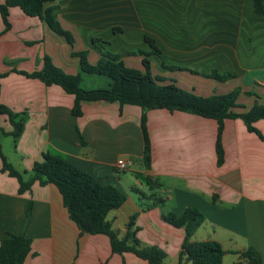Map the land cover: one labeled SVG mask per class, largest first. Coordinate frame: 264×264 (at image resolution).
<instances>
[{"label": "crops", "instance_id": "0c3cea01", "mask_svg": "<svg viewBox=\"0 0 264 264\" xmlns=\"http://www.w3.org/2000/svg\"><path fill=\"white\" fill-rule=\"evenodd\" d=\"M52 5L53 17L74 38L72 46L17 6L9 8V28L0 15V105L23 124L14 137L7 114L0 113V150L7 162L25 180L32 175L33 163L48 152L67 159L98 183L113 185L126 199L107 213L111 228L121 238L134 215L140 245L163 250V264L178 261L184 233L161 216L180 214L186 207L197 208L205 217L191 239L218 241L226 251L222 264H234L239 256L233 251L247 247L255 248L264 264V119L254 122L258 134L248 131L240 118L225 119L223 161L218 165L214 119L181 110H146V168L139 106L82 101L81 115L74 116L72 94L20 73L38 69L42 56L48 55L64 72L79 73L82 88H105L110 79L82 72L71 52L87 50L94 64L100 54L92 39L99 38L127 65L133 57L129 51L151 50L143 39L149 35L160 50L159 55L148 54L153 75L201 96L238 87L236 101L241 106L232 111L243 113L255 101L264 106V15L255 12L253 1L54 0ZM138 59L141 63V56ZM212 69L235 77L218 81L199 74ZM119 158L127 161L121 170L115 165ZM1 167L0 159V238L11 232L30 239L23 264H148L132 252H112L104 234L80 233L55 185L35 181L30 190L19 193L17 180ZM158 198L160 203L145 208ZM200 228L203 236L194 238Z\"/></svg>", "mask_w": 264, "mask_h": 264}, {"label": "trees", "instance_id": "16d2710c", "mask_svg": "<svg viewBox=\"0 0 264 264\" xmlns=\"http://www.w3.org/2000/svg\"><path fill=\"white\" fill-rule=\"evenodd\" d=\"M54 0H4L0 3V15L5 29L9 28L8 20L9 8L19 7L25 14L37 16L44 21L56 34L62 36L66 42L72 46L74 38L72 34L64 29L53 17L52 2ZM254 10L264 15V0H252ZM113 30H120L113 27ZM145 43L150 47V51L137 49L129 51V55L141 56L142 70L128 67L118 53H111L104 48L107 41L93 38L92 44L99 51V58L92 64L88 61L87 50L72 51L71 56L78 58L79 68L87 74L106 76L110 79V84L105 88L84 89L80 86V75L68 74L56 66L48 55L41 58L40 67L31 72H20L21 74L36 78L45 85H59L65 92L74 97L71 113L74 116L81 115L82 101L104 100L108 102H118L123 104H134L139 106L143 113L140 118V132L143 141L142 163L146 168L150 165V141L146 126L145 111L149 109H166L169 111L181 110L191 112L206 118H212L217 123L215 152L216 161L220 165L223 161V149L221 144V132L224 120L227 118H240L248 131L259 133L254 126V122L264 119V106L257 101L245 112L235 113V107L241 105L236 99L240 92L238 87L222 94H211L201 96L192 91H188L176 85L174 82H164V78L153 75L148 59L149 53L159 55L160 50L156 41L149 35L143 37ZM168 70H188L198 73L190 68L177 66H164ZM205 77L218 81H225L234 78L230 72L218 73L212 69L208 73H199ZM2 74H0L1 76ZM0 113L8 116L13 126L12 136L18 137L22 131L23 124L16 115L6 107L0 105ZM2 162L1 171L14 177L18 182V192L23 193L30 190L31 185L37 181L40 185L51 183L58 189L62 202L67 209L69 218L75 223L80 233L104 234L108 237L111 251L122 254L132 252L148 264H163L165 254L163 250L156 246H141L136 237L137 227L134 225V215L131 216L127 224L124 235L119 238L111 228L106 216L107 213L119 207L126 199V195L110 184H100L87 172L79 169L67 159L57 154L45 152L41 158L33 163L32 175L23 179L21 173L17 171L0 150ZM147 183L152 188V181L146 178ZM158 198L145 208L152 207L160 203ZM31 205L26 209V218L30 214ZM162 219L168 224L181 228L184 236L180 247L179 259L174 264H222V257L225 250L221 244L213 239L195 241L191 237L195 230L201 226L205 217L200 210L195 207H186L180 214L167 212ZM30 239L23 233L8 232L5 238H0V264H23L25 257L30 250ZM238 254V260L234 264H260L261 255L253 247H247L242 251H233Z\"/></svg>", "mask_w": 264, "mask_h": 264}, {"label": "rangeland", "instance_id": "374dc122", "mask_svg": "<svg viewBox=\"0 0 264 264\" xmlns=\"http://www.w3.org/2000/svg\"><path fill=\"white\" fill-rule=\"evenodd\" d=\"M116 45H120V43H115ZM115 44L113 45V48H115ZM141 45L143 46L142 43H140V45H138L139 47H141ZM104 48L107 50V47L104 46ZM109 51V50H108ZM133 56L132 58H130V60L127 63L128 67L134 68V69H138V70H142V66L140 63V60L138 59L139 55H130ZM134 163L139 165V162L137 160L134 159ZM126 172V171H125ZM127 173H130L129 171ZM151 188V187H150ZM152 189V188H151ZM203 229L200 228L196 233V235L194 236V238H201L203 236Z\"/></svg>", "mask_w": 264, "mask_h": 264}, {"label": "built area", "instance_id": "2783aa9c", "mask_svg": "<svg viewBox=\"0 0 264 264\" xmlns=\"http://www.w3.org/2000/svg\"><path fill=\"white\" fill-rule=\"evenodd\" d=\"M116 167L118 169H124L126 166H127V161L123 158H119L116 160V163H115Z\"/></svg>", "mask_w": 264, "mask_h": 264}]
</instances>
